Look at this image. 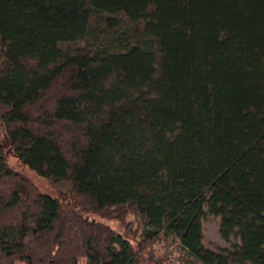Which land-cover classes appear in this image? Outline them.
I'll return each mask as SVG.
<instances>
[{"label": "trees", "instance_id": "1", "mask_svg": "<svg viewBox=\"0 0 264 264\" xmlns=\"http://www.w3.org/2000/svg\"><path fill=\"white\" fill-rule=\"evenodd\" d=\"M90 3L0 0V124L57 193L0 145V264H158L140 227L188 234L205 211L236 241L205 264H264V0ZM83 26L113 53L70 56Z\"/></svg>", "mask_w": 264, "mask_h": 264}, {"label": "rangeland", "instance_id": "2", "mask_svg": "<svg viewBox=\"0 0 264 264\" xmlns=\"http://www.w3.org/2000/svg\"><path fill=\"white\" fill-rule=\"evenodd\" d=\"M108 10L105 0H91L90 11L92 16L102 15ZM100 34V31H96ZM112 37V38H111ZM99 43L90 44L87 36L86 26L72 28L70 33L62 42V47L68 49L69 55L74 56L79 62L88 64L100 60L101 47L103 42L108 40L105 48L113 53V48L117 47L113 33L98 35ZM111 39V40H110ZM0 145L5 152L6 166L12 171L25 176L33 182L43 194L55 197L57 195L55 188L36 170L30 168L19 160L9 148L5 135V130L0 124ZM110 225L125 237L130 238V234L124 231L118 222L111 221ZM185 230L172 231L168 227H162L157 219L152 223L142 225L139 229L138 238L148 239L151 242L150 252L158 264H205L202 260L203 251H212L222 253L224 250H232L236 241L230 238H224L220 230L219 218L205 211L200 218L197 226L185 234ZM78 264H86L85 259L79 260Z\"/></svg>", "mask_w": 264, "mask_h": 264}]
</instances>
